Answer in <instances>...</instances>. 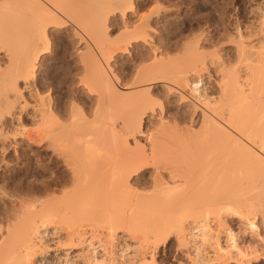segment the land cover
I'll use <instances>...</instances> for the list:
<instances>
[{"label":"bare ground","instance_id":"bare-ground-1","mask_svg":"<svg viewBox=\"0 0 264 264\" xmlns=\"http://www.w3.org/2000/svg\"><path fill=\"white\" fill-rule=\"evenodd\" d=\"M137 1L0 0V170L38 161L1 186L0 264H264V0L224 22L235 61Z\"/></svg>","mask_w":264,"mask_h":264},{"label":"rangeland","instance_id":"rangeland-1","mask_svg":"<svg viewBox=\"0 0 264 264\" xmlns=\"http://www.w3.org/2000/svg\"><path fill=\"white\" fill-rule=\"evenodd\" d=\"M254 1L255 0H217V1L216 0H174V4H172V5H170V4L168 5L167 4V6H168V8L169 7L171 9L173 8L174 13L177 14V16L179 18V20H178V26L179 27H177V29L178 28L179 29L178 30L176 29V32H175L176 33V39L175 40H178V43L182 46L184 43H186L188 41L195 40V39L197 40L198 38H200L201 40L200 39L199 40L200 41L203 40V41L200 43V41L198 40L199 43L203 47L204 46H205V48L207 47L206 50H209L208 53H210V52L212 53V50L214 49V47H216V52L219 49L220 50L222 49L224 56H226V54L228 55L230 53V55H229L230 57L229 58H231V59L233 58L234 59L233 61H235L236 58L234 56L236 55V52L234 51L235 48H233L234 45H232V43H228V42L226 43L227 39L224 40V38L226 37L225 34H224V38L221 37L223 35V33H225V28H224L225 24H224V22L227 21L228 17H232L233 19L239 21L240 23H242L241 21L245 22L246 20H248L249 16H250V9H251V6H252L251 3H253ZM137 2H138L137 6H139V8H140V9H138V8L137 9L139 11H141V13H142V11L143 12L149 11L148 9H151V6L154 7L155 4H157L155 2V0H138ZM173 5H175V6H173ZM165 6H166V4H165ZM224 13H226V14H224ZM219 15H220V18H219ZM164 18L160 19V23L162 25L160 24L161 27H160L159 31H161V29L163 28V30H164V31L162 30L163 33L164 34L165 33L168 34V29H169L170 25H168V23H169L168 22V18L165 19V20H164ZM165 21L167 23L163 24V23H165ZM220 31H222V32H220ZM220 33H221V35H220ZM67 36L68 35L62 34V35H60L59 38H57V42L54 45V50L50 54H48V57L46 59V63H45V66H44L45 69L43 68V74H45L44 72H46L47 70H50V69L52 70V68H51L52 66H55L56 74L60 72L61 79L59 77V79H60L59 81H60L61 85H64L63 87H64V89L66 91V96L70 95V91L71 90H70V87H68L67 83H64V84L62 83V80H63V78H66V76L70 77V75L67 73V70L69 68H74L75 69L78 66V64H77V66H75L76 62H74L75 61V57L77 56V52H78V50H77L78 45L74 41V39H72V37H69V36L67 37ZM219 41H221V42L223 41V43L225 42L226 44L224 43L222 45V43L219 42ZM216 42H217L216 46L212 47L213 46L212 44L214 43V45H215ZM219 43H221L220 44V46L222 45L221 47L217 46V45H219ZM218 47H219V49H218ZM205 48H204V50H205ZM222 51H221V54H222ZM77 69H78V67H77ZM79 70H77V72ZM75 71H76V69H75ZM74 73H76V72H74ZM60 83H58V84H60ZM65 86H66V88H65ZM45 92H47V91H45ZM80 95H81V98H82L83 101H85L86 103L88 102L87 105L89 107L93 106V101L91 99H89L90 98L89 96H87L85 93H82ZM62 97H63V95H62ZM63 98L65 99L66 97L64 96ZM176 104L177 103H173L169 107V109L171 111H174V112H182L181 111L182 109L179 108V106L176 105ZM23 117H24L23 118L24 127L27 130H30V128H32L34 126V125H32L33 124V119L27 114H23ZM1 126H2V124L0 125V127ZM3 127H1V128L3 129ZM1 128H0V130H1ZM6 128L7 127H5L4 130H6V132H7ZM33 129H34V127H33ZM3 132L5 133V131H3ZM1 148H2V146H1V143H0V149ZM30 148H32V149L35 148L34 150H37V149L43 150L42 147H40V146L37 147L35 144L32 145ZM39 150H37V151H39ZM1 158L3 159V156L1 155V150H0V162L2 161ZM34 158H36V157H34V156H33V158L31 157L32 162L30 160L31 164L33 163L32 165H34V164L36 165L37 164L36 162H38V161H36L37 158L35 160H34ZM5 159L6 160L10 159L12 161L13 158L11 159V157L6 156ZM12 162H10V163L13 164V166H11L10 170H5V171H1L0 170V183H2V184H0V187L3 186V189L7 188L8 191L12 189V187H11L13 185L12 181L15 178H17V179H25V180H26L27 177L30 178V167H29V163L30 162L22 164L20 162H16V160L14 161V159H13ZM14 162H15V164H14ZM16 164H17V166H16ZM56 170H58V169H56ZM45 171L46 170H44V173H45ZM47 172H49V170H47ZM9 176L12 179L11 178L9 179L8 178ZM7 180H10V181H7ZM9 184H10V188H9ZM0 189H2V187ZM7 189H5V190H7ZM4 207H5L4 201H3V199H0V211H5ZM172 260L173 259L167 260V264H170V263L178 264L179 262L181 263V262L185 261L182 258V256H179L178 260L177 259L175 261H172ZM179 260H181V261H179Z\"/></svg>","mask_w":264,"mask_h":264}]
</instances>
